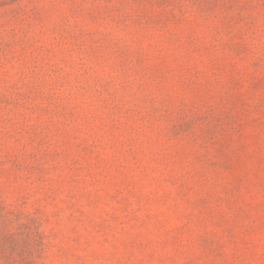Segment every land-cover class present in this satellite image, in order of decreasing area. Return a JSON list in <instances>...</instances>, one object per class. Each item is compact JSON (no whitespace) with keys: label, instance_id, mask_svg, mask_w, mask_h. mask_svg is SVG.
Segmentation results:
<instances>
[{"label":"rangeland","instance_id":"1","mask_svg":"<svg viewBox=\"0 0 264 264\" xmlns=\"http://www.w3.org/2000/svg\"><path fill=\"white\" fill-rule=\"evenodd\" d=\"M0 264H264V0H0Z\"/></svg>","mask_w":264,"mask_h":264}]
</instances>
